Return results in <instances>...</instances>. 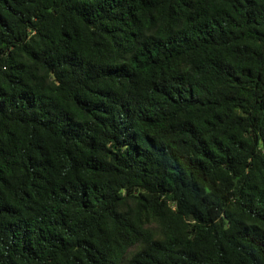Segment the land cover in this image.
I'll list each match as a JSON object with an SVG mask.
<instances>
[{
  "label": "trees",
  "instance_id": "16d2710c",
  "mask_svg": "<svg viewBox=\"0 0 264 264\" xmlns=\"http://www.w3.org/2000/svg\"><path fill=\"white\" fill-rule=\"evenodd\" d=\"M0 264H264V0H0Z\"/></svg>",
  "mask_w": 264,
  "mask_h": 264
}]
</instances>
